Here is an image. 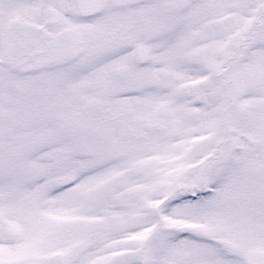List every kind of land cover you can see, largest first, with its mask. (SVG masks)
Segmentation results:
<instances>
[{
  "label": "rangeland",
  "instance_id": "1",
  "mask_svg": "<svg viewBox=\"0 0 264 264\" xmlns=\"http://www.w3.org/2000/svg\"><path fill=\"white\" fill-rule=\"evenodd\" d=\"M204 14L187 18V35L193 20L205 35L185 45V82L158 98L174 119L168 135L159 133L155 160L139 149V136L131 143L127 121L117 137L111 127L122 122L88 124L82 100L15 82L16 74L6 81L0 67V219L10 223L0 264H56V255L66 264H185V195L195 186L217 193L186 207L188 220L220 228L253 219L249 194L264 186V36L239 62L244 52L226 46L236 36L207 33L215 19ZM176 74L184 75L181 66ZM146 101L151 112L154 100ZM69 172L75 188L57 187ZM153 209L170 216L169 232L158 228L152 250L138 257Z\"/></svg>",
  "mask_w": 264,
  "mask_h": 264
},
{
  "label": "flooded vegetation",
  "instance_id": "2",
  "mask_svg": "<svg viewBox=\"0 0 264 264\" xmlns=\"http://www.w3.org/2000/svg\"><path fill=\"white\" fill-rule=\"evenodd\" d=\"M204 12L215 19L207 33L216 28L219 35L236 36L235 42L226 46L234 45L244 52L239 62L254 48V40L260 34L264 36V0H0V67L7 69L2 74L6 81L16 74L15 82L33 84L40 90L52 87L51 93L57 96L75 103L76 99L82 100L88 108V124L98 127L122 122L121 128L111 127L117 137L126 132L123 122L127 121V131L134 138L131 143L139 136V149L155 160L159 133L168 135L174 119L168 103L160 107L158 98L168 100L173 83L179 84L180 78L185 82V45L189 39L205 35L194 20L192 38L187 35V18L205 16ZM175 56L182 61L180 64L174 62ZM229 63L225 59L224 64ZM180 66L184 75L176 74ZM141 83L148 90H140ZM146 99L154 100L152 113L147 111ZM159 109L160 118L156 115ZM77 115L80 118L82 113ZM70 173L62 174L57 187L75 188L77 178ZM192 188L185 195L186 219L181 230L185 264L216 260L219 264H264V186L249 194L254 202L249 209L248 217L253 218L249 223L241 221V225L220 228L203 220H188L187 212L193 209L186 207L217 193L213 189L214 194H207L206 186ZM185 189L189 190L188 186ZM155 210L149 239L139 245L138 257L144 248L152 250L156 239L159 211ZM166 216L169 225L171 218ZM261 220L262 227L254 228ZM8 227L10 223L0 219V239ZM232 230V236L227 235ZM257 253L261 256L252 263L253 259L248 258ZM137 261L150 264L149 260ZM55 262L66 264L59 255Z\"/></svg>",
  "mask_w": 264,
  "mask_h": 264
}]
</instances>
